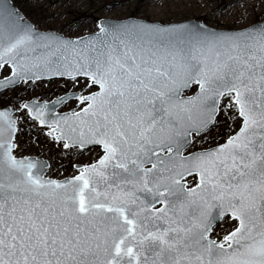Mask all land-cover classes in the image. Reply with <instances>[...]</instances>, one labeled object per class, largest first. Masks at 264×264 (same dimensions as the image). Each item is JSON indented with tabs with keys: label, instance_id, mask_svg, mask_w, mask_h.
I'll list each match as a JSON object with an SVG mask.
<instances>
[{
	"label": "snow or ice",
	"instance_id": "snow-or-ice-1",
	"mask_svg": "<svg viewBox=\"0 0 264 264\" xmlns=\"http://www.w3.org/2000/svg\"><path fill=\"white\" fill-rule=\"evenodd\" d=\"M247 16L65 32L0 0V264H264V20Z\"/></svg>",
	"mask_w": 264,
	"mask_h": 264
},
{
	"label": "rangeland",
	"instance_id": "rangeland-1",
	"mask_svg": "<svg viewBox=\"0 0 264 264\" xmlns=\"http://www.w3.org/2000/svg\"><path fill=\"white\" fill-rule=\"evenodd\" d=\"M121 1L122 4H125V7L121 8L123 14L135 16L140 15L138 9V4L140 0H133L130 3H125L124 0H119V3H121ZM153 1L154 0H146L147 3H153ZM196 1L197 0L192 1L190 2V5H187L188 9L178 15V21L184 20L186 18H206L207 23L212 27L228 26L227 23L215 20V17H217L216 11L223 0H212L210 2L211 7L213 9L210 14H204L200 11H197ZM117 2L118 0H43V2L28 0V8L32 14V19L34 21H39L41 19L47 18L46 23L43 25L44 27H52L56 30L68 32V28L64 26L68 25L70 22L77 21L89 16L107 17L108 11H100V5H110L115 4ZM252 10L253 12L259 10L260 13L259 15H256L253 21L264 20V0H255ZM142 17L156 21H173V18L154 19L151 15H143ZM72 27L76 28V25L72 24ZM86 30H88L87 25L78 28L76 31L71 32V34L73 36L83 34ZM45 91H48L49 95L52 94L51 91L48 89H45Z\"/></svg>",
	"mask_w": 264,
	"mask_h": 264
},
{
	"label": "bare ground",
	"instance_id": "bare-ground-1",
	"mask_svg": "<svg viewBox=\"0 0 264 264\" xmlns=\"http://www.w3.org/2000/svg\"><path fill=\"white\" fill-rule=\"evenodd\" d=\"M35 1L43 2V0ZM132 1L133 0H124L125 3H130ZM192 1L195 0H154L153 3H147L146 0H140L138 4L139 16L151 15L154 19L173 18V21H178V15L188 9L187 5H190V2ZM211 1L212 0H197L196 10L204 14H210L213 10L210 3ZM254 1L255 0H223L216 11L217 17H215V20L227 23L228 25H233L234 21L240 19L245 10H247V22L250 23L256 15L260 14L259 10L256 12H253L252 10ZM103 11H108L107 17L112 18L126 15L123 14L122 9L118 7H113L111 10L105 9ZM235 26L242 27L243 23Z\"/></svg>",
	"mask_w": 264,
	"mask_h": 264
}]
</instances>
